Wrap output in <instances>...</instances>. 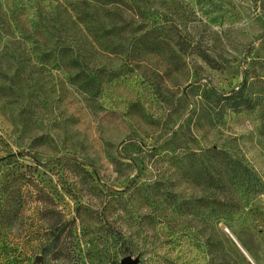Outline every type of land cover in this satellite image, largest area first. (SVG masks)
<instances>
[{"label":"rangeland","instance_id":"rangeland-1","mask_svg":"<svg viewBox=\"0 0 264 264\" xmlns=\"http://www.w3.org/2000/svg\"><path fill=\"white\" fill-rule=\"evenodd\" d=\"M80 2L0 0V264H264V3L133 0L144 14L109 19L107 47L84 43ZM139 24L162 43L132 58ZM47 29L80 41L94 99L46 60ZM245 72L254 107L197 123L198 85L228 93ZM210 146L251 176L225 175L222 218L192 207L219 191L192 180Z\"/></svg>","mask_w":264,"mask_h":264},{"label":"trees","instance_id":"trees-1","mask_svg":"<svg viewBox=\"0 0 264 264\" xmlns=\"http://www.w3.org/2000/svg\"><path fill=\"white\" fill-rule=\"evenodd\" d=\"M82 7L78 11V19L82 21L85 28L84 43L97 44L109 46L112 43L114 36L112 26H106L105 23L109 21L124 22V16L133 17L134 15L140 17L144 14L142 12V5H134L133 0H80ZM256 1V0H255ZM264 3V0H259ZM136 8V10H134ZM142 18V17H141ZM111 19V20H109ZM54 21V19H53ZM127 24L125 27L127 28ZM124 28L122 33L128 32L124 42H129L133 48L129 50L132 58H137L139 55L148 49L149 46L158 48L162 41L159 40V35L150 33L149 29H143L141 24L129 30ZM51 29V28H50ZM47 29L44 31L45 40L53 39L54 43L50 52L46 53V60L61 62L65 67L73 72L69 75V82L76 86L79 90L84 91L90 99L97 96L100 92V81L97 78L100 71L95 69H87L85 61L88 55L81 50V43L78 39L70 40L68 37H61L54 31ZM108 44V45H107ZM97 47V46H96ZM80 49V50H79ZM109 73V74H108ZM116 73V78L123 77V73H118L116 70L107 71V80ZM125 75V74H124ZM255 79L249 72H245L242 82L228 93L217 91L212 86L203 84L198 85L196 93L200 100L194 107L196 111L195 117L197 123L206 121L210 126H218L222 123L223 116L227 111L237 112L242 109H252L256 100L262 94L259 88L255 86ZM193 111V112H194ZM203 148V147H201ZM202 151L197 158L198 164L192 172V180L198 185H206L208 190L217 188L209 195H198L193 198L192 207L195 213L201 215L206 213L215 215L216 218H222L225 215V210H232L237 207V202H232V195L225 194V175L230 180L234 177L241 180V184H248L251 176L246 165H242L238 160L231 157L225 149L210 146ZM204 158V160H202ZM252 192L257 191L254 183L250 185ZM176 196V194L174 195ZM183 204H180L182 208ZM183 208L182 210H184Z\"/></svg>","mask_w":264,"mask_h":264},{"label":"water","instance_id":"water-1","mask_svg":"<svg viewBox=\"0 0 264 264\" xmlns=\"http://www.w3.org/2000/svg\"><path fill=\"white\" fill-rule=\"evenodd\" d=\"M38 261L40 259H37ZM120 264H138L136 258H132L131 256H125L120 260Z\"/></svg>","mask_w":264,"mask_h":264}]
</instances>
